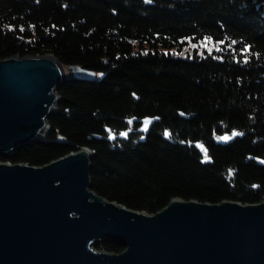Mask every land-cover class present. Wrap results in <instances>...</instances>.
<instances>
[{
	"label": "trees",
	"instance_id": "16d2710c",
	"mask_svg": "<svg viewBox=\"0 0 264 264\" xmlns=\"http://www.w3.org/2000/svg\"><path fill=\"white\" fill-rule=\"evenodd\" d=\"M44 55L95 79L60 84L44 140L0 162L87 148L91 190L148 215L264 202V0H0V61Z\"/></svg>",
	"mask_w": 264,
	"mask_h": 264
},
{
	"label": "water",
	"instance_id": "95a60500",
	"mask_svg": "<svg viewBox=\"0 0 264 264\" xmlns=\"http://www.w3.org/2000/svg\"><path fill=\"white\" fill-rule=\"evenodd\" d=\"M71 78L95 75L51 55L0 61V156L44 140ZM154 122L129 121L144 136ZM91 158L81 148L43 166L0 162V264H264V202L171 198L148 215L97 196ZM105 241L123 252L95 250Z\"/></svg>",
	"mask_w": 264,
	"mask_h": 264
},
{
	"label": "snow or ice",
	"instance_id": "6c2138e0",
	"mask_svg": "<svg viewBox=\"0 0 264 264\" xmlns=\"http://www.w3.org/2000/svg\"><path fill=\"white\" fill-rule=\"evenodd\" d=\"M233 135H238V133H233ZM220 139H222V140H228V139H230V137L223 136V137H220ZM205 158L207 159V157H205Z\"/></svg>",
	"mask_w": 264,
	"mask_h": 264
},
{
	"label": "rangeland",
	"instance_id": "374dc122",
	"mask_svg": "<svg viewBox=\"0 0 264 264\" xmlns=\"http://www.w3.org/2000/svg\"><path fill=\"white\" fill-rule=\"evenodd\" d=\"M194 48H192L191 50H193Z\"/></svg>",
	"mask_w": 264,
	"mask_h": 264
}]
</instances>
